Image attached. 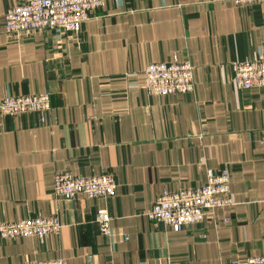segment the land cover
<instances>
[{
    "label": "crops",
    "instance_id": "crops-1",
    "mask_svg": "<svg viewBox=\"0 0 264 264\" xmlns=\"http://www.w3.org/2000/svg\"><path fill=\"white\" fill-rule=\"evenodd\" d=\"M0 0V99L46 92V112L0 114V220L55 216L43 238H0V264H226L264 255V88L232 63L264 55V2L107 0L78 32L8 36ZM193 65L189 93L149 95L144 68ZM230 172L233 204L174 231L146 216L163 190ZM56 172L108 174L111 197L53 193ZM111 216V233L95 215ZM90 256V257H89Z\"/></svg>",
    "mask_w": 264,
    "mask_h": 264
},
{
    "label": "built area",
    "instance_id": "built-area-1",
    "mask_svg": "<svg viewBox=\"0 0 264 264\" xmlns=\"http://www.w3.org/2000/svg\"><path fill=\"white\" fill-rule=\"evenodd\" d=\"M107 0H19L4 13L3 28L8 36H20L49 28L57 32H78L80 24L90 13L103 6ZM236 5L264 2V0H231ZM143 88L149 95L168 96L193 91V65L189 60L173 56L171 60L147 64L143 71ZM232 82L237 89L264 88V55L232 63ZM50 96L46 92L4 96L0 99V114L15 115L46 112ZM230 172L224 168L207 170L206 181L198 186L163 190L155 197L146 216L162 222L174 231L202 222L217 209L233 204L230 193ZM116 182L111 175L74 176L70 172H56L53 176V193L58 198L72 199L77 194L89 198L111 197ZM111 216L98 210L95 222L99 232L111 233ZM60 225L55 216H33L16 221L0 220V238H43L57 233ZM90 257V256H89ZM13 264H64L62 258L51 260H24ZM226 264H264V255L248 256Z\"/></svg>",
    "mask_w": 264,
    "mask_h": 264
}]
</instances>
